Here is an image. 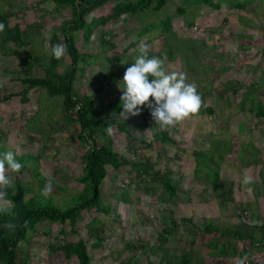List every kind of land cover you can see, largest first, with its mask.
<instances>
[{
	"label": "rangeland",
	"instance_id": "obj_1",
	"mask_svg": "<svg viewBox=\"0 0 264 264\" xmlns=\"http://www.w3.org/2000/svg\"><path fill=\"white\" fill-rule=\"evenodd\" d=\"M215 1L221 2V7L195 0H170L157 18L160 23L161 19L173 16V30L164 35L159 29L140 37L135 32L153 18L152 13L142 18L127 15L110 22L101 29L113 35L111 38L118 48L109 52L100 35L96 34L89 42L79 41L81 51L94 57L86 71L77 75L75 86L83 94H93L98 103L120 99L119 84L126 68L139 55L136 49L141 44L150 46L149 56L166 58L167 70L185 72L188 82L197 85L203 101L199 113L165 130L155 124L151 114L145 119L129 116L127 120L114 114L112 117L119 122H127L132 140L117 125L111 128V134L108 131L103 134L98 128L95 138L99 146L111 143L128 159L145 155L156 168H170L173 182L178 180L179 192L169 201H162L160 195H169L162 184L155 186L160 194L153 196L131 182L137 176L130 165L118 169L110 167L102 184V194L111 211H84L83 219L77 223V233L70 224L66 227V240L77 241L83 237L87 241L90 264H150V260L166 264L184 255L189 257L190 264H239L240 261L264 264V239L260 242L259 229L264 224V118L250 109L255 101L264 106V0H251L243 8L231 6L232 1L242 0ZM113 3L109 2L105 8ZM35 4L36 0H0V9L12 11V25L17 22L22 27L36 22L42 24L32 34L30 48L35 56L47 61L52 55V33L72 18L73 11L71 7L57 11L52 1L42 10L35 9ZM178 8L185 11L180 13ZM59 35L61 43L65 44L63 34ZM138 38L139 44L132 48L131 57L117 63L103 62L105 54L115 55ZM11 47L0 48V154L4 147L5 152L12 150L17 155L42 152L37 162H28L18 174L9 173L11 187L20 181L41 191L46 184L41 185L42 177L51 178L50 196L55 204L62 206L65 199L85 187L78 177L84 171L85 152L90 144L80 137V125L66 119L58 97H49L33 87L30 100H20L24 85L18 77L25 71L18 67L17 56L8 51ZM69 64L67 49L58 66L65 71ZM107 72H114L112 81L107 80ZM31 74L42 76L44 68L37 65ZM248 86L252 91L248 92ZM13 92L17 95L4 98ZM43 101L45 109L40 108ZM208 106L214 108L213 114L206 110ZM242 106H245L243 110ZM39 109L44 113L42 116ZM163 131L179 143L158 139ZM217 148L225 154L223 157L219 156ZM213 149L214 159L220 165L217 183H213L217 175L196 172L197 154L209 156ZM209 165L215 167L211 160ZM246 173L253 177L249 185L242 183ZM30 196L31 193L27 194V198ZM95 216L106 225V240L101 245L94 244L97 235L92 236L87 225ZM171 219L177 221L178 229L169 235L162 251H151L150 245L159 244L160 232ZM222 231L225 235L220 234ZM58 234L57 224H40L30 233L25 246L33 256V264H79L77 257L67 262L62 252L51 251L52 246L63 242L59 236L55 238ZM216 239L219 244L211 245ZM142 241L146 247L137 248ZM129 243L135 244L130 247ZM223 243H228L226 251L221 250ZM234 243L239 251L254 254H234L230 250Z\"/></svg>",
	"mask_w": 264,
	"mask_h": 264
},
{
	"label": "trees",
	"instance_id": "obj_2",
	"mask_svg": "<svg viewBox=\"0 0 264 264\" xmlns=\"http://www.w3.org/2000/svg\"><path fill=\"white\" fill-rule=\"evenodd\" d=\"M48 1L54 3V7L57 11H61L63 8H72L73 16L67 19L61 28L54 30L51 36V45L54 46L57 43H61L59 33H62L65 38V44L68 49V56L70 57L69 67L65 71L59 69L58 63L60 60L54 58L51 55L47 58L35 56L30 46L33 44L32 34L35 30L41 28V23L27 24L26 27H22L20 22L11 24L10 19L13 17L12 11L0 9V23L5 25L3 32H0V48L7 49V46H13L8 51L13 52L18 60L21 70L25 73H21L18 77L24 89L20 92L21 101L30 100V91L33 87H37L39 92L47 94V96L60 99V104L64 109L66 119L76 121L80 125V137L87 139L90 146L85 152V165L82 175L78 177L80 183H84V189L78 191L75 195H72L70 199L64 200V205L59 206L55 204L54 198L49 196L45 198L41 195V191L34 190L30 185H24L20 181H16L12 187L7 189L6 199L12 203V208L9 214H0V264H33L32 254L27 249L25 243L29 241L30 233L36 231L38 226L44 224H57L59 229V236L63 239L60 245L51 249L54 252H62L64 259L70 262L74 257H77L79 264H90L91 255L87 241L82 237L77 241L66 240L67 225L70 224L74 233H77V223L83 219L84 211L96 210L98 212L111 211L110 205L106 204L102 194V184L105 181L109 168L118 169L121 166L130 165L136 172L137 179H131V182H135L138 189L143 187L146 191L150 192L153 196L157 193L156 185L162 184L168 191L160 195L159 199L162 201H169L172 197H175L178 192V180L177 183L173 182V171L168 168H156L151 162L149 157L145 155L136 157L134 160L128 159L125 156L120 155L112 146L111 143L99 146L96 141V132L98 128L103 134L107 133V129L117 125L123 132L128 135V139L132 140L133 136L131 129L128 128L127 122L121 123L115 117L114 114H120L122 111L121 100L111 101L109 103H98L93 94H83L80 90H77L75 86V79L79 73L83 74L88 66L92 64L94 55L88 52H82L79 46V41L89 42L96 34L100 35L102 43L105 44L106 51L115 50L118 48L117 43L112 40L113 35H109L107 32H103L101 27L106 26L110 22L116 21L126 16H138L137 18L144 16L146 13H152L153 18L147 23L141 24L140 29L135 30L138 36L146 35L153 30L159 29L161 35L171 33L173 30V16L169 15L157 23L159 14L169 5L170 0H36L35 9H44L45 4ZM114 1L113 5L106 9L105 7L109 2ZM197 2L210 5L215 8L221 7V2L215 0H195ZM251 0L232 1L231 6L243 8ZM180 13L184 12L183 8H178ZM176 15V14H175ZM92 16V17H91ZM91 17V18H89ZM158 36V33L156 34ZM139 38L132 40L122 50H118L115 55L109 56L105 54L103 62L117 63L123 58L131 57L132 48L139 44ZM11 43V44H9ZM138 50V48L136 49ZM172 55V54H170ZM40 60V61H39ZM45 62V64H43ZM37 65L44 68V75L34 76L31 74L32 69ZM126 68V66H125ZM107 80L112 81L114 79V72L106 73ZM151 79V77H150ZM255 84V82L253 83ZM251 87L248 86V92ZM252 91V90H251ZM17 92L6 95L5 99L14 97ZM46 96L43 98L45 99ZM2 99V97H0ZM46 100V99H45ZM44 100V101H45ZM41 104L40 108L45 109ZM245 106H242V110ZM255 110L258 117L264 118V106L259 101L250 108ZM39 109V113H40ZM206 110L209 114L214 113V108L208 106ZM41 116L44 113H40ZM150 115L147 107H142L140 115L141 118H146ZM37 117V116H35ZM32 120V119H31ZM30 120V121H31ZM48 120V118H46ZM44 121V120H43ZM45 124V123H44ZM43 124V125H44ZM43 133V131H39ZM45 132V131H44ZM31 137H33L31 135ZM158 139L168 143H179L173 139L167 131L160 132ZM134 140H142L140 138ZM141 142H144L143 140ZM145 145L152 146V144ZM181 145V144H179ZM217 145V144H216ZM6 147L1 148V153H4ZM183 149L180 150L182 152ZM212 155L209 156H196V172L207 175H217L213 183H217L220 177V165L214 159L216 154L214 149L211 150ZM219 151V156L223 157L225 154ZM42 152H25L20 155H16V159L20 161L26 168L28 162H37L41 157ZM145 156V157H144ZM214 162L215 167L209 165V161ZM47 182L45 177L41 179V185ZM130 182V183H131ZM129 183V184H130ZM59 188L62 186L58 185ZM131 187V185H130ZM31 193V196L27 198V194ZM169 197V198H168ZM6 222L15 224L17 227L14 231H10L4 227ZM26 222V223H25ZM94 223V224H92ZM89 232L92 236L97 235L94 241L95 245H101L106 240L104 235L106 225L95 216L90 222L87 223ZM179 224L175 219L169 220V223L161 230L159 244L150 245V250L153 252L162 251L163 246L167 243L169 235L176 232ZM260 229V242L264 239V224L259 226ZM219 230L216 229L215 233L218 234ZM221 235H225V232H220ZM235 235V231H234ZM212 241V240H211ZM210 241V242H211ZM219 239L214 240L211 245L217 246ZM135 243H129V246H134ZM144 241L136 245L137 248H144ZM215 244V245H214ZM227 244L220 245L222 251L227 250ZM146 247V246H145ZM233 253L236 255H253L252 251H239L237 244L230 245ZM229 247V248H230ZM150 264H160L150 260ZM166 264H190V259L187 255L182 256L180 259L174 261L169 260ZM249 264H261L257 262H251Z\"/></svg>",
	"mask_w": 264,
	"mask_h": 264
},
{
	"label": "clouds",
	"instance_id": "obj_3",
	"mask_svg": "<svg viewBox=\"0 0 264 264\" xmlns=\"http://www.w3.org/2000/svg\"><path fill=\"white\" fill-rule=\"evenodd\" d=\"M4 29L5 25L0 23V32ZM150 50L149 45L141 44L139 55L125 70L122 86L121 82L119 84L122 91L120 115L127 120L129 116L140 115L142 107H147L155 124L165 130L199 113L203 101L197 85L188 82L185 72L167 70L166 58L149 56ZM66 51L67 46L63 43H57L51 48V54L57 60L62 59ZM107 131L111 134L112 130L109 128ZM16 155L12 150L0 154V214H9L12 208V203L6 199L7 189L12 185L9 173L18 174L24 167ZM242 183H253V177L246 173ZM52 191V180L49 178L41 189V195L47 198ZM4 227L14 231L17 226L6 222ZM239 264H243V261Z\"/></svg>",
	"mask_w": 264,
	"mask_h": 264
}]
</instances>
